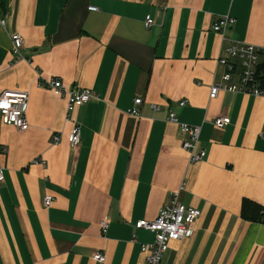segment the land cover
Segmentation results:
<instances>
[{"label": "crops", "instance_id": "obj_1", "mask_svg": "<svg viewBox=\"0 0 264 264\" xmlns=\"http://www.w3.org/2000/svg\"><path fill=\"white\" fill-rule=\"evenodd\" d=\"M229 1L2 0L0 96L29 92L30 128L21 132L0 115V264H98L96 252L105 264H142L141 244L154 234L135 225L154 221L174 194L202 215L162 264H264V223L241 217L245 199L264 208V97H209L230 45L213 26L231 16L230 41L263 46L264 0ZM16 33L23 58L12 55ZM39 75L95 94L73 114L78 148L68 141L67 99L39 87ZM137 98L139 118L129 114ZM170 112L202 127L203 162H189ZM220 117L231 124L217 128ZM46 196L54 198L49 208Z\"/></svg>", "mask_w": 264, "mask_h": 264}, {"label": "built area", "instance_id": "obj_2", "mask_svg": "<svg viewBox=\"0 0 264 264\" xmlns=\"http://www.w3.org/2000/svg\"><path fill=\"white\" fill-rule=\"evenodd\" d=\"M2 0H0V10ZM90 11L97 12L99 9L90 7ZM7 15L0 14V26L6 25ZM236 24V20L231 16L220 19L214 26L213 31L219 34L224 42H230L225 47L226 57L221 58L219 63L225 67L226 73L216 79L210 89V99L215 100L220 93L229 92L256 97H264V44L256 46L252 44L238 43L230 41L227 38V32ZM154 25L151 17H147L145 28L150 29ZM13 51L15 58L22 57L21 51L24 48V38L16 33L11 36ZM23 58V57H22ZM38 86L49 88L53 93L62 98L67 99L66 118L67 122H73V114L75 111L92 100L96 99L93 91L89 89H80L75 91H67L59 79L45 80L39 75ZM30 104L29 92L6 91L0 96V115L3 123L12 126L21 132L29 130L30 126L27 120V113ZM180 107H186L188 101L179 103ZM144 106V99L137 98L135 107L129 111L133 117H140V110ZM157 111L159 108L153 106ZM169 122L179 127L183 140L182 149L189 154V162L197 164L203 162L207 158V152L200 146V137L202 127L190 126L181 123L175 112H170ZM74 126L68 137L69 144L72 148H78L82 141V128L78 122H73ZM219 129H224L231 124L229 117L217 118L214 122ZM62 142L61 135L54 136V144L60 145ZM35 165L45 166L42 160H35ZM5 168L0 164V183L5 181ZM54 202L52 196H46L43 204L49 208ZM202 213L195 208H187L180 200L178 194H174L167 205L163 206L157 218L154 221H140L135 225V230H144L154 234V242L151 244H141V251L146 254L145 261L142 264H162V261L170 248L171 242L182 241L192 233L194 224L199 220ZM109 219H105L101 224L103 234L108 232ZM133 241H135V236ZM93 261L98 264L106 263V256L101 252L93 255Z\"/></svg>", "mask_w": 264, "mask_h": 264}, {"label": "trees", "instance_id": "obj_3", "mask_svg": "<svg viewBox=\"0 0 264 264\" xmlns=\"http://www.w3.org/2000/svg\"><path fill=\"white\" fill-rule=\"evenodd\" d=\"M241 217L248 222L264 223V208L253 201L245 199L242 204Z\"/></svg>", "mask_w": 264, "mask_h": 264}, {"label": "rangeland", "instance_id": "obj_4", "mask_svg": "<svg viewBox=\"0 0 264 264\" xmlns=\"http://www.w3.org/2000/svg\"><path fill=\"white\" fill-rule=\"evenodd\" d=\"M229 3H230V5H232V7H233V5L237 3V1L234 0V2L232 3V0H230Z\"/></svg>", "mask_w": 264, "mask_h": 264}]
</instances>
